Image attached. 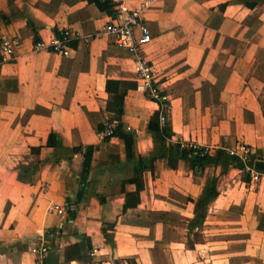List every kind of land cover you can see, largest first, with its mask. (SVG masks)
Returning <instances> with one entry per match:
<instances>
[{
  "label": "crops",
  "instance_id": "0c3cea01",
  "mask_svg": "<svg viewBox=\"0 0 264 264\" xmlns=\"http://www.w3.org/2000/svg\"><path fill=\"white\" fill-rule=\"evenodd\" d=\"M105 1L112 16L85 0H0V40L15 41L10 58L0 55V264H264V173L248 183L240 169L190 168L185 151L175 168L162 158L139 172L137 159L159 148L147 126L160 108L132 89L130 58L101 34L118 5L140 10L151 37L143 53L170 104L165 151L178 140L209 156L243 146L264 162V2ZM64 29L76 35L70 57L32 49ZM107 80L125 88L128 152L96 131L112 117ZM209 178L217 197L189 228ZM65 204L74 211L62 220L47 212ZM38 244L40 261L29 253Z\"/></svg>",
  "mask_w": 264,
  "mask_h": 264
},
{
  "label": "built area",
  "instance_id": "2783aa9c",
  "mask_svg": "<svg viewBox=\"0 0 264 264\" xmlns=\"http://www.w3.org/2000/svg\"><path fill=\"white\" fill-rule=\"evenodd\" d=\"M116 1V0H113ZM116 12L111 19H109L102 27L101 34L105 35L111 40V43L117 49L123 51L131 60V73L134 76L135 89L141 91L144 97L160 108L157 116L159 126L162 128L166 122V114L169 110L170 104L167 97L158 89L153 82V69L146 60L143 47L147 45L150 40V34L147 27L142 22L139 9L126 10L118 5L113 9ZM76 39V35L68 29H64L52 37L49 42H35L32 46L33 50H45L51 54L58 55L62 58L70 57L72 48L70 42ZM15 41L7 39L0 40V55L2 59H8L13 54V47ZM103 129L98 132L104 138H110L113 130V123H105ZM175 146L181 151L191 154H198L200 156L209 155L210 149L207 147H199L194 141L178 140ZM239 158L243 164L242 173L247 175L250 183L256 182L259 179L260 172L254 171L252 162L249 159V152L243 146H237L235 149L227 153ZM74 206L65 204L63 208L59 206H51L48 208V213H53L59 219H63L66 212H73ZM29 253L36 257L38 261L42 260L47 254V248L43 244H38L30 247ZM95 254L92 250L89 256Z\"/></svg>",
  "mask_w": 264,
  "mask_h": 264
},
{
  "label": "trees",
  "instance_id": "16d2710c",
  "mask_svg": "<svg viewBox=\"0 0 264 264\" xmlns=\"http://www.w3.org/2000/svg\"><path fill=\"white\" fill-rule=\"evenodd\" d=\"M264 2V0H262ZM87 4L94 5L98 10L103 11L107 13L109 16H112V7L110 4L105 0H85ZM243 6L247 9H252L255 4L254 3H248L244 2ZM57 35V33H55ZM36 42V41H34ZM71 46H74V44H71ZM121 84L117 81L107 80L104 84V91L109 96L107 102L105 111L111 113L112 117L108 121L114 122L115 127L112 130L111 137H117L123 141V144L125 145V149L129 150V147L131 145V136L127 133H123L121 130V126L119 124L120 116H121V104L123 95L125 92V88L120 89ZM135 84L132 85V89H134ZM157 115H154L149 123H148V131L151 134V137L153 140L159 145V148L157 149V152L153 155L147 157L146 159L138 158L136 161V166L139 167V172H141L143 169L148 168L149 164H152L156 160L167 158L169 166L171 168H175V164L172 163L171 160L175 159H183L184 158V151H181L177 148V146H173L172 148H168L167 151L164 149V136L166 137V128L158 127L157 126ZM103 129L102 126H98L96 131L100 132ZM109 138H104L103 141H107ZM59 145L58 141H56V136L53 134H49L46 141L47 147H57ZM91 148L85 149L83 153V165H82V172L86 173L88 170V159L90 156ZM165 151V152H164ZM189 154V153H186ZM128 155V153H127ZM190 155V154H189ZM250 162L253 161L251 157H249ZM189 166L190 168H193L194 166L197 168H203L205 166H211V167H220L221 172H224L227 167L234 168V169H240L242 170L243 164L239 160L237 156L229 155L225 153L224 151L217 150L214 152L212 156L204 155L200 156L198 154H191L190 160H189ZM261 173V172H260ZM138 190V187H137ZM217 197V190H216V179L215 178H209L205 185L202 187L200 196L192 201L193 204V219L189 222V228H193L196 226H199L204 218V211L206 206L215 200ZM137 200V198H136ZM126 204V202H125ZM134 206V203L132 204ZM126 206V205H125ZM104 234V230H103ZM88 246H80L75 245L74 249L76 252L83 251V249H87ZM65 259L69 260L68 256H64ZM83 256H78L79 260H82ZM128 264H134L132 260H129L127 262ZM116 264V263H114Z\"/></svg>",
  "mask_w": 264,
  "mask_h": 264
},
{
  "label": "water",
  "instance_id": "95a60500",
  "mask_svg": "<svg viewBox=\"0 0 264 264\" xmlns=\"http://www.w3.org/2000/svg\"><path fill=\"white\" fill-rule=\"evenodd\" d=\"M252 168L254 171L264 173V162L261 160H255L252 162Z\"/></svg>",
  "mask_w": 264,
  "mask_h": 264
},
{
  "label": "rangeland",
  "instance_id": "374dc122",
  "mask_svg": "<svg viewBox=\"0 0 264 264\" xmlns=\"http://www.w3.org/2000/svg\"><path fill=\"white\" fill-rule=\"evenodd\" d=\"M134 84V83H133ZM134 89H135V87H134ZM264 95V91H263V93H261V95ZM147 100V99H146ZM262 100H264V96H263V99ZM261 103H263V102H261ZM264 104V103H263ZM242 173V172H241ZM243 174V173H242ZM249 181V180H248ZM248 183H250V181L248 182ZM255 183V182H254Z\"/></svg>",
  "mask_w": 264,
  "mask_h": 264
}]
</instances>
